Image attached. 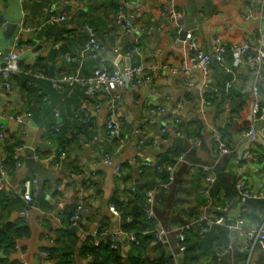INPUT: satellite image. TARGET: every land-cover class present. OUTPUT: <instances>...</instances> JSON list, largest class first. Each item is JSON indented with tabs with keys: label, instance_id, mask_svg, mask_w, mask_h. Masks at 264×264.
Listing matches in <instances>:
<instances>
[{
	"label": "crops",
	"instance_id": "crops-1",
	"mask_svg": "<svg viewBox=\"0 0 264 264\" xmlns=\"http://www.w3.org/2000/svg\"><path fill=\"white\" fill-rule=\"evenodd\" d=\"M250 3L255 4V10L251 19L246 20L243 15ZM174 7L185 11V15L178 20L161 15L165 9L171 8V0H0V19L4 17L8 22L0 28V49L10 51L17 38L22 46H33L32 50L25 48L21 54L20 67L40 63V70L48 76L73 72L83 45L79 40L83 22L94 25L109 56L120 50L124 64L128 59L125 53L140 41L142 53L131 58L133 67L141 64L148 68L156 64L171 67L157 71L147 69L136 87L118 88L109 95L90 100L85 88L75 86L58 91L47 76L45 79L36 78L37 96L27 97L15 79L12 82L17 88L13 94L0 89V98L4 97L0 123L5 125L7 135L5 142L0 140V163L6 161L10 168H7L5 177H0V231L7 225L24 226L29 230L17 240L12 261L45 264V235L60 236L68 224L65 211L82 200L85 209L76 221L80 239L74 264H89L79 249L90 235L95 236L102 222L109 221L111 232L120 229L121 218L111 211V207L116 200L126 201L142 182L143 176L132 161L158 162L163 152L175 147L177 142L184 145L175 137L172 128L168 129V143L160 142L162 126L170 121L172 112L179 105L184 106L181 113L183 129L194 135L201 129L203 138L202 146L195 150V154L186 158V162H179L174 171L175 176L184 166L187 193L181 197L188 199L189 203L181 209L197 207L200 181L196 178V169L214 160V128L224 130L233 150L234 170L241 167L249 187L264 193V143L243 137V132L255 122L253 102L258 98L264 103V91L258 96L253 93L257 80L253 65L234 64L236 68L232 70L226 66L225 71L217 69L218 64L212 65L210 81L213 85L225 76L227 87L243 93V107L238 113L231 116L228 103L220 109L213 105L203 106L199 90L204 75L200 70H195L188 79L182 74V63L185 60L192 62L194 56L176 37L183 30L193 31L198 46L208 54H213L215 36H221L226 46L240 44L245 37L250 38L253 46H258L264 33V0H174ZM121 9L137 12L135 21L141 29L140 34H125L123 23L117 20ZM62 15L67 17L66 21H51ZM54 50L58 54L50 58ZM64 55L71 56L72 62L60 58ZM84 66L83 72L87 73L101 64L87 57ZM114 96H119L117 102ZM97 103L99 109H96ZM159 108L164 112L154 117L152 110ZM28 112L32 114L30 119L23 122L13 119ZM111 112L116 113L122 126L116 139H109L107 134L106 122ZM230 116L232 124L227 126L226 120ZM55 126L61 132H52ZM261 128V123L256 126L257 130ZM138 129L147 136L148 145L138 144L134 134ZM155 140L159 141L157 146L152 145ZM185 146L190 147L188 141ZM26 149L41 157L40 161H35L44 168L46 195L37 202L40 188L38 184L32 185L31 192L37 190V194L30 205L23 198L25 183L34 179L39 182V179L26 165ZM250 153L261 156V161L240 160ZM105 155L113 157V165L104 164ZM116 167L121 168L119 174L115 172ZM236 199L240 202L228 214L232 223L237 220L241 208L240 197ZM201 210L204 215L205 210ZM211 211H215L213 207ZM247 220L253 228L258 227L264 221V210L254 209ZM230 230L234 248L223 264H237V256L244 253L236 232ZM123 242L124 256L131 255V243ZM263 257L264 251H258L252 264H264ZM203 262L209 264L207 260Z\"/></svg>",
	"mask_w": 264,
	"mask_h": 264
},
{
	"label": "built area",
	"instance_id": "built-area-1",
	"mask_svg": "<svg viewBox=\"0 0 264 264\" xmlns=\"http://www.w3.org/2000/svg\"><path fill=\"white\" fill-rule=\"evenodd\" d=\"M255 10V4L250 3L245 8L244 18L246 20H250L253 12ZM136 14L137 12L127 11L126 9H121L117 13V20L122 22L124 25V31L126 35H134L140 34L141 29L136 24ZM161 15L163 17H168L173 20H178L185 15V11L178 10L174 7V0H171V8L165 9ZM67 17L62 15L60 17H53L51 21L56 23H62L66 21ZM8 24L7 20L2 17L0 19V28H4ZM83 32L87 35V41L84 43L83 47L79 51L77 60L79 62L78 69L72 74H63L62 76H55L54 78H49L52 82L54 88L58 91H61L65 88H73L75 86H81L85 88L86 95L88 99H96L99 95H109L116 91L118 88H129V87H136L141 81L140 77L146 72L147 69H151L153 71H157L160 68L166 70L170 69L168 65H164L160 67V65L156 64L152 67L148 68L146 65L141 64L140 66L133 67V66H125L123 70H121L118 64L114 63L112 66L103 62L101 66L96 67L92 70L90 75L84 76L82 74V69L84 66V61L87 57H91L96 59L103 53H107V46L99 39L97 30L89 25L83 27ZM179 40V35L176 36ZM138 42V41H137ZM184 44L187 47V50L195 51L194 58L192 62L185 60L180 68V71L185 76V78H190L195 70H200L204 75L203 83L201 84L199 93L201 97V102L203 106H210L212 103L208 100L207 95L210 93L219 94L218 89L215 85H213L210 81V77L212 74V65H213V57L217 58L218 63L225 64V54L227 53L228 49L225 45L224 39L221 36H215L212 40L213 44V54H208L204 52L198 46L197 41L194 38L193 31H188ZM27 50H32L33 46L24 45L22 46L20 43L19 38L15 42L13 48L5 52L0 49V89H3L4 86L6 87L5 90L9 94H13L15 92L14 88L11 85V79L13 76L18 75L21 72V67L19 66L21 54ZM230 51L233 54L235 64L243 65L249 64L253 65L254 76L256 77V83L253 88V93L255 96L260 95L261 92L264 91V33L259 38V45L253 46L251 44V40L249 37H245L242 43L240 44H233L230 47ZM116 53L122 56L120 50L117 49ZM142 53V48L140 46V41L137 43L136 47L128 50L125 53V57L131 59L136 55H140ZM60 58L72 62V57L69 55L60 56ZM123 58V57H122ZM37 63L29 65V69L27 71L28 75L36 76L41 79H45L46 76L37 73L36 69ZM174 72H178L174 70ZM231 87H227L226 94L230 93ZM114 100H119V96H114ZM117 102V101H116ZM100 108V104H96V109ZM184 111V106L179 105L175 108L172 112V116L170 117V121L162 126L161 134H166L168 131V127L171 126L173 129L175 127L181 125L184 122V118L182 117L181 113ZM252 111L254 114L255 122L250 126V128L243 132V137L247 139H251L255 143L263 142L264 143V103L258 100V98L253 102ZM82 112V111H81ZM80 112V113H81ZM164 109H153L152 114L154 117L157 114L163 113ZM32 114L30 112L26 114H20L13 117L18 122H23L25 119H30ZM88 118V116H87ZM90 120V118H88ZM262 124V128L260 130L256 129L258 124ZM232 124V120L227 117L226 125L230 126ZM107 134L109 139H116L119 137L120 133L122 132V126L117 121V115L115 112H111L108 116L106 122ZM59 131L58 128H56ZM135 137L137 142L141 146L148 145V138L146 135L142 133L141 130L135 131ZM176 138L184 139L189 142L190 148H200L202 146V139L200 138H187L185 134L181 132H177L175 134ZM7 139L6 135V127L3 123H0V140L5 142ZM213 139H214V160L209 165H203L202 172L204 175V184H205V194L210 197V190L214 183L217 180V175L215 172L216 166L220 163L223 157L227 155H232L233 150L232 147L228 144L224 132L220 128L213 129ZM162 143H168L167 139H161ZM159 141L155 140L152 142L153 146H157ZM186 154L184 152L179 157V162H186ZM33 158L37 161L41 160V157L34 153L32 154ZM241 159H247L253 163H259L261 161V156L250 153L243 156ZM103 162L106 165H113V157L110 155H105L103 158ZM132 163L137 165L138 172L141 175L144 170L152 169L156 167V162L152 161H139L133 160ZM21 166V165H18ZM161 170V167H158ZM167 170L170 174L169 183L163 185V187L168 188L171 183L174 181V171L175 168L173 166H167ZM235 171V170H234ZM115 172L119 174L121 172L120 167L115 168ZM235 174L238 176V180L236 183V189L238 191V196L241 199V208L238 214L237 220L234 223L228 224L230 229H235V232L239 238L240 247L242 251L248 254V261L247 264L253 263V258L258 251H264V221L258 227L253 228L249 222L248 218L251 215V210L245 207V202L247 200H264V193L257 190L250 188L249 185L245 182L243 177V169L239 167ZM7 175V168L4 162L0 163V177H5ZM37 180L27 181L25 183V192L23 193L24 200L30 205L33 202L35 195L37 194V190L32 193L31 187L32 185H37ZM155 196L156 191H149L147 193L148 198V207H147V214L149 217H153L155 215L154 211V204H155ZM79 207L72 217V221L76 223L77 218L84 211V202L82 200L78 201ZM212 200L208 202L209 210L212 209ZM214 210H219L223 213H230L231 205L226 200L224 194L221 195V203L217 206V208L213 207ZM111 211L119 216V213L115 210L114 206L111 207ZM202 222H208L209 226H220L227 224V217L225 215L211 217L208 214H205L201 220ZM194 225V224H192ZM188 227V226H187ZM200 234L203 235L207 233L210 229L207 227L201 226ZM185 228L181 229L179 234V244L178 253H174V257L177 258L179 255L183 254L186 251L185 242L187 239L186 233L183 231ZM148 233V232H146ZM96 236V240L94 242L95 246H99L101 242V237L98 235V231L94 234ZM105 235L111 239L112 242V249L119 250L120 243L119 237H127L130 243H139V238L135 234H123L120 230L117 232H105ZM171 232L158 226L154 232V241L152 242V246L156 244H163L173 249L171 243ZM45 240L47 242V247L43 251V257L45 259V264H53L50 259V253L48 252V248L53 247L55 245V238L52 234H46ZM234 245H231L233 247ZM174 250V249H173ZM224 252L220 253L219 256L223 257ZM91 259V257L89 258ZM176 263V262H175ZM177 264V263H176Z\"/></svg>",
	"mask_w": 264,
	"mask_h": 264
},
{
	"label": "trees",
	"instance_id": "trees-1",
	"mask_svg": "<svg viewBox=\"0 0 264 264\" xmlns=\"http://www.w3.org/2000/svg\"><path fill=\"white\" fill-rule=\"evenodd\" d=\"M86 25L94 27L91 23H82L80 27L81 37L79 40L82 41L83 45L88 38L82 30ZM226 47L228 51L225 54V64L218 63L217 65V69L222 71H225L226 66L231 69L236 68L234 66L235 60L233 54L230 51L231 46ZM57 54V51H52L50 58ZM78 67L79 62L78 65L75 66L73 72L65 74L74 73ZM29 68V66L21 67V72L18 75L13 76L10 82L14 90L17 88L16 85L19 86L21 91H23L27 97L34 96L35 94L37 96V90L34 88L37 77L27 74ZM84 68L85 66H83L82 74L84 76L90 75L92 70L84 73ZM36 69L37 73H41L49 78L55 77V75L48 76L47 73L42 72L40 70V63H37ZM14 79L16 85L12 82ZM226 82L227 80L225 76H222L219 82L215 85L219 94L210 93L207 95V98L217 109L222 108L224 104L228 103L230 107V115L232 116L238 113L243 107L244 95L241 92H236L234 89H231L230 93L227 95L226 89L228 83ZM91 120L92 118L90 116V121ZM183 124L184 123L175 127V129L171 126L168 128L173 129L174 135L177 132H181L185 134L187 138L203 139L202 132L200 131L201 129L196 135L189 134L183 129ZM87 127L85 125V128ZM220 129L224 131L222 128ZM55 131L56 126L52 132L55 133ZM168 134V131L166 134H162L161 139H167L169 141L170 137ZM179 141L184 143V147L182 144H177V142L175 147L163 152L161 159L156 162V167L143 171L141 174V176H143L141 180L142 182L138 185L136 191L127 198L126 201L116 200L113 204L121 218L119 230L125 235L135 234L139 238L138 244L131 243L132 250L129 253L131 255L124 256L123 241L130 243L127 237H125L124 240L122 237H119V250L112 249L111 239L105 237V232H110L111 226L109 221H105L101 223V227L98 231V235L101 237L100 245L95 246L94 242L96 236L90 235L83 247L79 249L82 251V255L88 260L89 264H203V260H207L209 264H223L226 257L232 253L234 247H231V230L228 224L232 221L228 215L229 213H223L217 209L212 212L208 208V202L209 200H212V206L217 208L221 203L222 194H224L226 200L230 203L231 208L240 202V200L236 199L238 197V191L236 189L238 176L235 174L232 164L234 155L232 154L223 157L220 163L216 166L215 172L217 180L210 190V197L205 194L206 187L204 184L202 167L196 169V178L200 181L197 207L181 209L186 203H189L188 199L181 197V195L187 193V181L186 177H184L185 169L184 166L181 167L180 171L175 174V179L171 185L168 188H165L163 185L169 183L170 179L167 166H173L176 168L179 163V157L182 153L187 152L186 158L190 159V157L195 154L194 152L197 148L191 149L190 147L185 146L186 140L184 139H179ZM4 164L6 168L10 169L7 166L6 161ZM158 167H161V170H159ZM153 190L156 191L154 204L155 215L149 217L147 214V193ZM78 207L79 202L75 203L65 211L68 215L67 227L62 231L60 236L56 237L54 235L56 243L53 247L47 249L50 253V259L53 264H74V256L77 253V246L80 238L77 234V225L72 221V217L76 213ZM245 207L253 211V213L254 209L263 211L264 200H247L245 202ZM201 209L205 210L204 215L205 213L213 215L214 217L225 215V217H227V224L220 226L213 225L210 227L208 222L200 223L199 221L204 216ZM200 225L207 227L210 230L201 235ZM158 226L171 232L170 238L174 250L163 244L151 245L154 241V232ZM182 228H185L183 231L187 236L185 242L186 251L175 258L174 253H178L176 247H178L180 242L179 234ZM28 232L29 230L27 227L15 225H7L5 229L0 231V264H20L12 261L11 255L17 249V240L19 237L27 235ZM222 252L225 254L223 257H220L219 254ZM90 257L91 259H89ZM237 258V264H245V262L247 264L248 254L244 252L243 254L238 255Z\"/></svg>",
	"mask_w": 264,
	"mask_h": 264
},
{
	"label": "water",
	"instance_id": "water-1",
	"mask_svg": "<svg viewBox=\"0 0 264 264\" xmlns=\"http://www.w3.org/2000/svg\"><path fill=\"white\" fill-rule=\"evenodd\" d=\"M123 29H124V27H123ZM187 32L188 31L183 30L179 34V43L181 45L184 44V41H185L186 36H187ZM192 53H193V56H194L195 51L193 50ZM96 61L98 63H100V64H102L103 62H106V61H110V62L116 63V64H118V66H119V68L121 70H123L125 66H132L131 65V59H126L125 64H124V60H123L122 56H120L117 53H114V55H112V56H109L107 53H103V54H101L100 56H98L96 58ZM212 62H213V64L217 65L218 64L217 58L213 57ZM228 77L231 79V75H228ZM5 88L6 87L4 86V88H3L4 89V93H7ZM16 93L18 94V91ZM3 98L4 97L0 98V107H1V104L3 103ZM26 155H28V158L26 160L27 167L32 169L34 171V173L36 174L37 178L39 179L38 186L40 188V191H39V196H38V201L37 202H41L43 199L46 198V195H45V192H44V182H43V179H44L43 178L44 177V168L39 162L35 161V159L33 158V155L30 154L29 149H26ZM38 204L39 203H37V205ZM234 231H235V229H234ZM254 259H255V257L253 258V261H254Z\"/></svg>",
	"mask_w": 264,
	"mask_h": 264
}]
</instances>
